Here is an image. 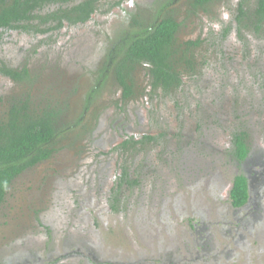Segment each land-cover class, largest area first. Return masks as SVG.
Wrapping results in <instances>:
<instances>
[{
  "label": "rangeland",
  "instance_id": "1",
  "mask_svg": "<svg viewBox=\"0 0 264 264\" xmlns=\"http://www.w3.org/2000/svg\"><path fill=\"white\" fill-rule=\"evenodd\" d=\"M255 2L100 0L88 22L3 36L0 59L29 76L0 72V116L29 94L57 105L66 129L0 204L2 264H264V24L239 16ZM166 14L181 43L199 41L192 66L164 91L139 65L126 98L111 49L131 24ZM238 131L252 151L245 166L232 155ZM146 134L157 141L118 147ZM124 164L138 183L119 188ZM245 167L259 172L258 194L237 209L230 190Z\"/></svg>",
  "mask_w": 264,
  "mask_h": 264
},
{
  "label": "trees",
  "instance_id": "2",
  "mask_svg": "<svg viewBox=\"0 0 264 264\" xmlns=\"http://www.w3.org/2000/svg\"><path fill=\"white\" fill-rule=\"evenodd\" d=\"M189 1L193 8L205 9L215 0ZM99 3L100 0H0V45L3 36L10 31L44 33L61 29L66 23L86 22L99 8ZM167 4H162V7ZM244 7V3H241L239 16L250 20V24L257 29L260 28L264 24V0H256L249 11ZM180 26L181 22L174 14H166L156 17L151 23L136 22V25L131 24L130 28L122 31L123 36L117 40L108 56L107 67L114 71L126 98L133 94L132 73L139 65H147L155 87L171 91L181 84V67L184 64L192 66V49L199 41L188 40L181 43L177 36ZM0 72L20 81L29 76L27 67L18 69L2 59ZM60 117L61 109L57 105H38L29 94L14 97L9 102L5 114L0 116V204L4 202L9 187L19 175L48 160L57 151L56 144L66 129ZM156 138L154 135H145L135 140L131 136L118 147L124 154H129V149H136L138 144L147 141H157ZM232 145V154L239 160L245 158L249 152L247 133H234ZM128 168L125 164L122 167V173L118 177L119 188L125 184L138 183L137 178L131 177ZM248 195L246 176L236 175L230 190L231 203L242 206Z\"/></svg>",
  "mask_w": 264,
  "mask_h": 264
},
{
  "label": "flooded vegetation",
  "instance_id": "3",
  "mask_svg": "<svg viewBox=\"0 0 264 264\" xmlns=\"http://www.w3.org/2000/svg\"><path fill=\"white\" fill-rule=\"evenodd\" d=\"M98 11V9L96 10V12ZM96 12H94L93 14H92V16L94 15V14H96ZM92 18V17H91ZM90 18V19H91ZM89 19V20H90ZM88 20V21H89ZM88 21H86V22H88ZM80 23H82V22H79L78 24H80ZM83 23H85V22H83ZM67 24V23H66ZM152 81V80H151ZM146 135H151V134H146ZM145 135H143L141 138H143ZM153 136V135H152ZM128 138V137H127ZM127 138H125V139H127ZM141 138H139V139H141ZM134 139L135 140H138V139H136L135 137H134ZM125 141V140H124ZM123 141V142H124ZM122 142V143H123ZM149 142H152V141H147L146 143H149ZM121 144V143H120ZM248 145H249V143H248ZM233 155V154H232ZM235 157V156H234ZM235 159L237 160V162H238V164H243L244 166L246 165V163L247 162H252L251 160H252V151H251V148H250V145H249V152H248V155L245 157V158H243V159H241V160H239L238 158H236L235 157ZM246 168V167H245ZM247 169V168H246ZM247 171L248 172H246V173H238V174H244L245 176H246V178H247V182H248V192H249V195H248V199H247V201H246V203L245 204H243L242 206H234L232 203V206H234V208H237V209H239V208H246V207H248L251 203H253V199H254V196L255 195H257L258 194V191H257V178H258V171H256V170H249V169H247ZM253 171V173H251ZM237 174V175H238ZM125 185H127V184H125ZM200 222H203V220H201ZM194 224V225H193ZM192 224V228L193 227H195V222ZM55 264H57V263H55Z\"/></svg>",
  "mask_w": 264,
  "mask_h": 264
}]
</instances>
